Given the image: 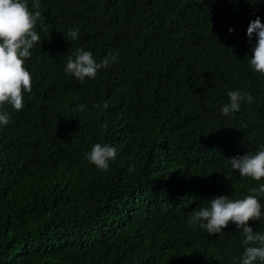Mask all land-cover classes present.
Masks as SVG:
<instances>
[{"label":"trees","instance_id":"trees-1","mask_svg":"<svg viewBox=\"0 0 264 264\" xmlns=\"http://www.w3.org/2000/svg\"><path fill=\"white\" fill-rule=\"evenodd\" d=\"M208 1L39 0L32 92L0 128V264H240L233 223L225 236L187 224L264 183L227 161L264 144V77L240 74L245 42L203 40L221 22L191 18ZM228 5L264 14V0ZM77 47L117 60L81 83L64 71ZM230 90L254 99L225 117ZM97 142L117 148L107 171L84 158Z\"/></svg>","mask_w":264,"mask_h":264},{"label":"clouds","instance_id":"clouds-1","mask_svg":"<svg viewBox=\"0 0 264 264\" xmlns=\"http://www.w3.org/2000/svg\"><path fill=\"white\" fill-rule=\"evenodd\" d=\"M39 7V0H32L31 7L29 0H0V128L11 122L6 106L21 110L25 106V94L32 92L33 77L26 61L32 56L31 50L41 41L36 30L38 22L43 24L44 19ZM248 8L238 12L228 5V0H209L206 6L199 9L205 14L194 13L191 18L201 22L221 19L220 23L212 24L214 28L200 32L207 43L212 40L229 46L245 42L247 64L242 62L243 71L240 74H243L246 83L253 84L252 79L254 76L258 78L257 74L264 77V14L253 11L247 16ZM67 37L78 40L79 28L69 29ZM116 60L117 56L109 52L97 61L90 50L77 47L67 57L64 71L84 83L95 79L99 70L109 68ZM226 95L228 100L220 108L221 115L225 117L239 112L243 103H252L254 99L249 92L241 90H230ZM92 107L107 108V104H93ZM77 109L83 112L86 106L81 104ZM116 156L115 146L97 142L84 158L97 169L107 171ZM227 161L232 172H238L240 177H250L248 179L255 182L264 179V144L255 152L247 151ZM133 168L130 165L128 171L132 172ZM207 201L206 206L192 211L187 224L202 227L211 236L224 235L229 222L233 223L242 232L246 245L240 264H264V183L241 192L235 199L221 194Z\"/></svg>","mask_w":264,"mask_h":264},{"label":"rangeland","instance_id":"rangeland-1","mask_svg":"<svg viewBox=\"0 0 264 264\" xmlns=\"http://www.w3.org/2000/svg\"><path fill=\"white\" fill-rule=\"evenodd\" d=\"M196 13H198V14H205V13H203V12H200V11H197Z\"/></svg>","mask_w":264,"mask_h":264}]
</instances>
